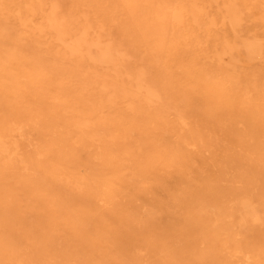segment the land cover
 Masks as SVG:
<instances>
[{
  "label": "bare ground",
  "instance_id": "1",
  "mask_svg": "<svg viewBox=\"0 0 264 264\" xmlns=\"http://www.w3.org/2000/svg\"><path fill=\"white\" fill-rule=\"evenodd\" d=\"M114 2L136 36L130 53L62 0H0L5 19L24 27L9 31L0 19V264H264V29L239 30L243 9L233 0H222L218 17L198 0ZM227 22L231 36L219 33L214 44L211 32ZM171 46L191 48L189 61L168 58ZM254 60L263 64L248 68ZM196 91L207 104L200 126L180 105ZM27 126L39 138L25 143V155ZM203 134L225 136L226 147L247 142L240 168L182 191L166 215L157 207L143 223L145 179L203 148ZM49 199L65 210L38 217ZM98 205L118 209L128 232L109 254L84 237L105 213ZM184 210L187 218L177 219ZM153 220L161 227L150 234Z\"/></svg>",
  "mask_w": 264,
  "mask_h": 264
},
{
  "label": "rangeland",
  "instance_id": "2",
  "mask_svg": "<svg viewBox=\"0 0 264 264\" xmlns=\"http://www.w3.org/2000/svg\"><path fill=\"white\" fill-rule=\"evenodd\" d=\"M63 5L65 6V10H72L74 12V15L78 17V12L82 13V16L79 15L80 18H87L89 22H91L95 26H102V29L104 32H110L111 36L114 38L116 42H122L120 47L125 48L129 53L134 50V47L131 46L135 42V33L132 31V29L125 25L121 19L122 14L117 8H114L115 2L114 0H62ZM200 2H206L209 3V0H198ZM238 7L243 9L242 19L240 21V25L238 26V29L241 30L245 34L250 33H257L262 34V31L264 29V20L260 18V15H264V0H247L245 3V0H233ZM224 2V1H223ZM222 0H218L216 2H213L212 4L209 3V6L211 5V9L215 11V14L210 13L209 15L218 17L221 13V8L223 4ZM106 3V5H105ZM79 7V8H78ZM78 9V10H77ZM85 14V15H84ZM8 19H5L4 12H0V19L1 21L6 22V26L8 27L9 31H12V29H15L19 32H24V27L21 25L20 21L16 19L15 17H7ZM38 19L36 20V22ZM35 27V26H34ZM98 27H94L95 30H99ZM93 29V33H95ZM29 33L31 34V29L28 28ZM219 33H222L225 35V33L229 36H231L232 31L230 30L229 24L227 22L226 25L222 26L218 30L211 32L213 36H211V39L215 40V43H218L221 41V37ZM32 35V34H31ZM91 37V35H90ZM33 39V38H32ZM52 37H46L37 36L34 34V40H41L42 43L44 40H49L48 43L51 40ZM47 43V44H48ZM49 44H52L49 43ZM53 45V44H52ZM185 45V44H184ZM35 48H38L37 46H34ZM176 47V46H175ZM173 46L169 47L168 58L174 57L175 60H179L181 56L184 57L183 63H186L188 60V55L191 53V48H189L188 51L183 50L184 52L178 53V51L182 48H179L178 50L172 52L174 50ZM214 47V46H213ZM205 46L201 45L200 47H196L195 52L197 53V62L198 66L202 65V62L205 59ZM138 55L140 53H137ZM188 57V58H187ZM192 58V56H191ZM174 60V61H175ZM134 61V56H131L127 59V62ZM81 62L84 65L88 66V58L86 54L82 55ZM258 64V65H257ZM261 64H263L261 61L254 60L252 63L248 64V68H252L254 66L259 67ZM100 72H104V68H98ZM178 72V70L176 71ZM53 86V85H52ZM189 92L190 89H187ZM204 96L200 94L198 91L188 93L185 97L181 98V108H183L186 113H189L190 116H196L197 124L200 126L202 124V118L204 116V111L206 110L207 104L201 105V102L204 100ZM123 107H125V99L123 98ZM47 99L45 98L43 100V103H45ZM139 101V100H138ZM183 101V104H182ZM136 107L139 108L141 104L135 103ZM1 108L7 107L4 104H0ZM25 107L20 106L19 109H23ZM154 108L157 109V105H154ZM199 110V111H198ZM165 115V120L168 121V119H174L175 112L174 110H167ZM4 118V117H3ZM1 118L0 120H2ZM162 121V120H159ZM193 125V126H196ZM191 128V125H190ZM220 132V131H219ZM227 134H232V132H227ZM24 138H21V141H19V147L22 153H25L27 155V152L31 151V148L29 146H26V142H32L36 143V141L39 138V134L37 130H34L30 127H26V133L24 135ZM241 138L243 137V134L239 135ZM174 137V136H173ZM203 137L207 140L204 143V147L200 148L199 150H191L187 149L186 155L187 160L183 157L177 156L174 157L172 160L173 165H168L169 162L165 164V167L161 166L160 170L158 166L155 167L154 173L152 177H148L146 180L147 184L144 183V188H146V216L143 220V223L145 220H148L150 216L157 215V207H162L163 209V215H166L169 210H165L164 208H169L172 204L173 199L178 196L182 191H195L200 188H205L203 186L208 187L210 184H213V180L216 178L223 177L225 174H232L235 170H238L240 168V165L243 161L244 157H247L246 154L240 149L244 148L246 146L247 142L240 143L235 142L233 140L228 147L224 145V139L225 136L217 141H215V138L210 137L206 134H203ZM229 160V161H228ZM227 161L229 165H231V168L228 167ZM79 172L82 174L83 171L81 168H79ZM127 201L130 199V197L126 198ZM51 201V199H49ZM132 201V200H131ZM50 203H53L52 201ZM47 204L45 209L43 210V206H40L41 214H38V217H41L43 214H58L59 211L65 210L63 206L60 207L62 202L53 203L55 206H52L51 204ZM111 206V205H110ZM96 206L99 211H105L104 215L94 217L93 219H96L98 217H102L100 223H97L93 226V228L87 230L84 233V237L87 239L93 237L94 241H91L92 244H86L89 247H95L98 248L101 251H105L109 254V252L117 251L119 250L120 244H125L122 241H125L126 238H128V232L125 230L122 224L116 221V213H118V209L116 211L111 210L110 208H113V206ZM187 211L184 210L183 213L178 216L176 215L177 219H185L187 218ZM113 219L116 222H112L108 219ZM5 219L1 217L0 224H4ZM149 227L147 228L148 233L154 230V228H160L161 225L157 224L154 220L152 222H149ZM149 235L148 237H150ZM63 239H66V237H61ZM89 242V241H88ZM106 254V253H105ZM104 254V255H105ZM107 255V254H106ZM104 258V257H103ZM111 260V259H110ZM249 263H252V261H249ZM68 264H74L73 262H70Z\"/></svg>",
  "mask_w": 264,
  "mask_h": 264
}]
</instances>
